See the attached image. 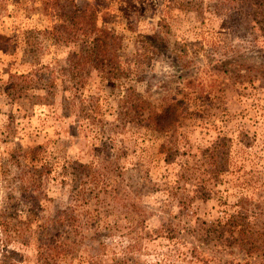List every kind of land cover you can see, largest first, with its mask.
Returning <instances> with one entry per match:
<instances>
[{"label":"rangeland","instance_id":"obj_1","mask_svg":"<svg viewBox=\"0 0 264 264\" xmlns=\"http://www.w3.org/2000/svg\"><path fill=\"white\" fill-rule=\"evenodd\" d=\"M50 1L0 0V264H264V0Z\"/></svg>","mask_w":264,"mask_h":264},{"label":"trees","instance_id":"obj_2","mask_svg":"<svg viewBox=\"0 0 264 264\" xmlns=\"http://www.w3.org/2000/svg\"><path fill=\"white\" fill-rule=\"evenodd\" d=\"M50 5L55 11L59 12L61 23H59L56 29L63 33L62 38L64 41H74L80 34L86 33L87 35H94L96 33L97 36L93 39L91 38V42L95 45L101 43L107 44L110 41L111 37L107 31L97 30L95 27L93 12L88 15L81 12L73 0H63V2L61 0H51ZM5 42L7 40L0 36V50L4 48ZM82 59L86 61L89 57L85 56ZM181 104V100L171 99L164 103L159 110L149 113L146 119L147 123L155 130H166L168 125L176 119L177 111Z\"/></svg>","mask_w":264,"mask_h":264}]
</instances>
